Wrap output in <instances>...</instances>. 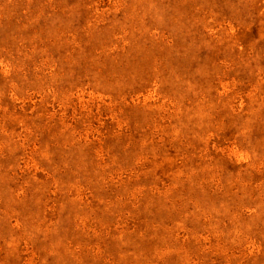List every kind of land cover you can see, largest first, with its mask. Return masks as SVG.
Returning <instances> with one entry per match:
<instances>
[{"label":"rangeland","instance_id":"obj_1","mask_svg":"<svg viewBox=\"0 0 264 264\" xmlns=\"http://www.w3.org/2000/svg\"><path fill=\"white\" fill-rule=\"evenodd\" d=\"M0 264H264V0H0Z\"/></svg>","mask_w":264,"mask_h":264}]
</instances>
